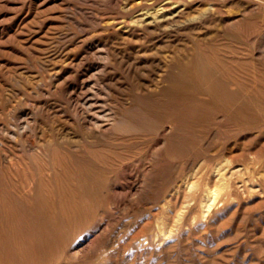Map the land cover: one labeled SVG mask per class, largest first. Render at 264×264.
Wrapping results in <instances>:
<instances>
[{"label":"rangeland","instance_id":"374dc122","mask_svg":"<svg viewBox=\"0 0 264 264\" xmlns=\"http://www.w3.org/2000/svg\"><path fill=\"white\" fill-rule=\"evenodd\" d=\"M0 264H264V0H0Z\"/></svg>","mask_w":264,"mask_h":264},{"label":"bare ground","instance_id":"6f19581e","mask_svg":"<svg viewBox=\"0 0 264 264\" xmlns=\"http://www.w3.org/2000/svg\"><path fill=\"white\" fill-rule=\"evenodd\" d=\"M177 6V5H176ZM167 18V17H166ZM162 19H164V18H162ZM134 20V19H133ZM125 29V28H124ZM213 203V202H212Z\"/></svg>","mask_w":264,"mask_h":264}]
</instances>
